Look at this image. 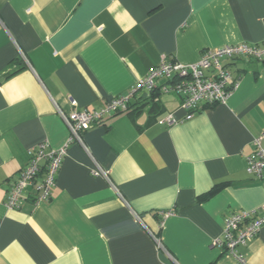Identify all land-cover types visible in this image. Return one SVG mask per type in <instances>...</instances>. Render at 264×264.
Listing matches in <instances>:
<instances>
[{
    "label": "crops",
    "instance_id": "0c3cea01",
    "mask_svg": "<svg viewBox=\"0 0 264 264\" xmlns=\"http://www.w3.org/2000/svg\"><path fill=\"white\" fill-rule=\"evenodd\" d=\"M242 43H264V0H0V264H170L152 236L177 264H238L211 242L264 205L246 172L264 148V60L224 61L237 87L190 118L181 96L138 91L68 145L48 202L31 188L18 209L5 202L30 148L67 142L57 109L104 107L162 56L192 64ZM237 252L264 264V226Z\"/></svg>",
    "mask_w": 264,
    "mask_h": 264
},
{
    "label": "built area",
    "instance_id": "2783aa9c",
    "mask_svg": "<svg viewBox=\"0 0 264 264\" xmlns=\"http://www.w3.org/2000/svg\"><path fill=\"white\" fill-rule=\"evenodd\" d=\"M236 59L264 60V43L259 45L242 43L207 50L197 62L192 64L169 61L165 56H162L158 65L150 70L130 92L113 98L104 107L91 111H77L75 110V102L70 101L74 110L68 115L57 109L69 132L67 142L58 149H49L46 143H41L28 150V162L11 184L5 206L9 209H18L22 194L28 188L34 192L35 204L48 202L51 191L55 187L57 174L67 154L68 145L76 142L83 146L82 133L90 130L92 126L104 118L126 112L130 100L138 91L143 90L151 93L159 89L162 93H175L181 96L180 107L187 112V118H190L201 104L206 106L224 104L237 87V80L223 62ZM161 80H164L165 83L158 87V82ZM157 123L172 126L175 121L171 115H167ZM253 145L255 150L247 158L246 172L256 180L264 181V148L260 144V139H257ZM91 174L93 176H107L96 165L91 170ZM168 215L170 213L162 214L163 217ZM135 217L139 222L141 221L138 216ZM263 226L264 205L252 211L235 212L225 220L221 236L214 239L211 246L223 249L225 254L233 258L238 264H245L246 259L243 255L238 254L237 248L245 246L256 237ZM152 237L157 248L165 252L170 264H177L164 250L159 239L156 236Z\"/></svg>",
    "mask_w": 264,
    "mask_h": 264
},
{
    "label": "trees",
    "instance_id": "16d2710c",
    "mask_svg": "<svg viewBox=\"0 0 264 264\" xmlns=\"http://www.w3.org/2000/svg\"><path fill=\"white\" fill-rule=\"evenodd\" d=\"M21 70V69H20ZM19 71V69L18 70H14L12 73H10L9 75H7V76H12V75H14L15 73H17ZM129 109V108H128Z\"/></svg>",
    "mask_w": 264,
    "mask_h": 264
}]
</instances>
